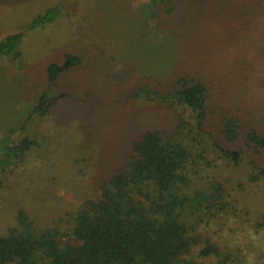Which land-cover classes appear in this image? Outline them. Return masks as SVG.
Masks as SVG:
<instances>
[{
  "label": "rangeland",
  "instance_id": "rangeland-1",
  "mask_svg": "<svg viewBox=\"0 0 264 264\" xmlns=\"http://www.w3.org/2000/svg\"><path fill=\"white\" fill-rule=\"evenodd\" d=\"M176 1L154 16L147 0H0V41L22 33L20 54L0 58V145L4 136L36 141L25 156L0 160V235L21 210L37 228H69L134 142L188 119L149 94L173 89L177 76L208 85L216 135L213 117L237 115L264 132V0ZM51 9L54 19L41 22ZM67 54L83 62L51 86L47 69ZM45 91L64 97L46 118L28 119ZM245 156L264 169V151ZM247 160L213 175L229 185L233 208L203 230L220 249L203 264H264V177L249 184Z\"/></svg>",
  "mask_w": 264,
  "mask_h": 264
},
{
  "label": "trees",
  "instance_id": "trees-1",
  "mask_svg": "<svg viewBox=\"0 0 264 264\" xmlns=\"http://www.w3.org/2000/svg\"><path fill=\"white\" fill-rule=\"evenodd\" d=\"M147 1L154 16L158 10L171 14L177 5L176 0ZM55 13L49 10L40 21L53 20ZM21 38V32L3 38L0 58L18 56ZM82 62L67 54L62 64L49 65V84ZM149 94L184 109L188 119L179 115L171 133L147 131L134 142L123 164L100 184L99 196L74 211L69 228H37L19 211L16 224L0 235V264H203L220 256L203 230L225 219L233 201L229 185L213 175L237 170L248 158V183L264 177L254 157L245 156L264 151V132L237 115L213 117L221 128L216 135L210 122L217 111H211L210 89L199 77L177 76L173 89ZM62 97L43 92L28 119L46 118ZM1 139L2 162L25 156L36 145L30 135ZM200 239L205 241L193 252Z\"/></svg>",
  "mask_w": 264,
  "mask_h": 264
}]
</instances>
